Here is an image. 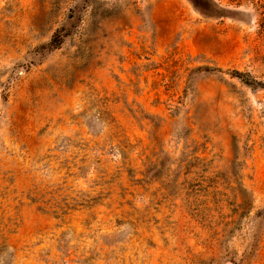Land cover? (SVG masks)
Masks as SVG:
<instances>
[{"label":"rangeland","instance_id":"rangeland-1","mask_svg":"<svg viewBox=\"0 0 264 264\" xmlns=\"http://www.w3.org/2000/svg\"><path fill=\"white\" fill-rule=\"evenodd\" d=\"M0 264H264V0H0Z\"/></svg>","mask_w":264,"mask_h":264}]
</instances>
